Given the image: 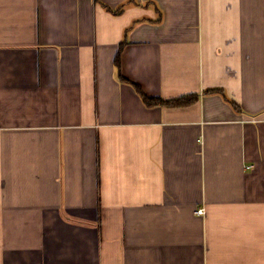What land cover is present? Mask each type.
Here are the masks:
<instances>
[{
    "label": "crops",
    "instance_id": "crops-1",
    "mask_svg": "<svg viewBox=\"0 0 264 264\" xmlns=\"http://www.w3.org/2000/svg\"><path fill=\"white\" fill-rule=\"evenodd\" d=\"M0 264H264V0H0Z\"/></svg>",
    "mask_w": 264,
    "mask_h": 264
},
{
    "label": "trees",
    "instance_id": "trees-1",
    "mask_svg": "<svg viewBox=\"0 0 264 264\" xmlns=\"http://www.w3.org/2000/svg\"><path fill=\"white\" fill-rule=\"evenodd\" d=\"M120 57H121V49L117 53L116 59H115V63L117 65L120 64ZM137 88L143 100L150 106L151 105H166V106H172V107L184 106V105H188L190 102L196 99V96L194 94L183 95L181 97L172 98V99H163L161 97H151V96H147L146 94L142 93L141 88L139 86H137ZM212 91H217V90H212Z\"/></svg>",
    "mask_w": 264,
    "mask_h": 264
},
{
    "label": "built area",
    "instance_id": "built-area-1",
    "mask_svg": "<svg viewBox=\"0 0 264 264\" xmlns=\"http://www.w3.org/2000/svg\"><path fill=\"white\" fill-rule=\"evenodd\" d=\"M204 212H205L204 208H199V209L197 210V213H198V214H201V215H203Z\"/></svg>",
    "mask_w": 264,
    "mask_h": 264
}]
</instances>
